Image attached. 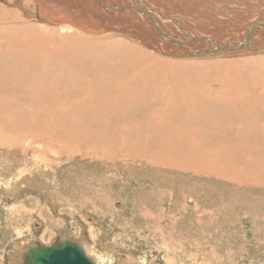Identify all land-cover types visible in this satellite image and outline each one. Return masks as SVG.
Instances as JSON below:
<instances>
[{
    "label": "rangeland",
    "instance_id": "rangeland-1",
    "mask_svg": "<svg viewBox=\"0 0 264 264\" xmlns=\"http://www.w3.org/2000/svg\"><path fill=\"white\" fill-rule=\"evenodd\" d=\"M106 47L101 46L105 54ZM122 48L110 49L104 62L97 58L94 63L87 59L83 62L85 58L75 53L78 46L67 50L65 56L59 50V54L53 55L55 58L44 52V55L40 53L44 58L29 55L24 61L28 67L21 74L15 73L18 79L14 81L11 78L15 75L7 77V56H0V264H24L23 251L64 240L79 244L94 264H101L98 257L102 255L108 260L103 264H122L123 254H130L133 264H264V92L258 87L264 79V63L260 65L255 60L264 57V53L186 66L185 75L179 77L184 79L187 88L172 85L163 77L155 78V73L154 77L140 76L146 64L123 61ZM186 58L181 59L185 61L171 59L192 62ZM231 59L246 60H233L243 62L225 72L230 83L258 87L253 92L234 90L231 94L236 95L232 100L239 95L249 100L251 95L254 99L235 105L224 100L227 96L223 95L204 100L196 96V102L201 105L191 107L186 93L191 88L190 78L203 81L214 90L221 88L218 94H222L227 79L222 74L223 68L216 67H223L220 63ZM19 65L21 62L16 61L15 66ZM94 65L102 69L114 67L111 76L119 81V91L113 86L110 92L94 89L92 93L89 90L91 94L87 93L91 85H86L94 82L97 75L94 67L91 68ZM135 75L137 78L132 80ZM111 78L103 80L111 81ZM171 79L176 84L181 82L174 74ZM65 81L69 86H63ZM220 82L222 86L217 87ZM153 86L161 89L154 90ZM170 86H175L174 90H166ZM45 88L48 89L45 91ZM58 88L63 91L61 94H56ZM73 89L79 91L73 92ZM87 94L93 99H88ZM182 94L184 97H180ZM169 95L174 96L172 101ZM162 98L170 101L164 105ZM73 99L83 100L79 104L83 107L70 109ZM218 99L223 100L218 102ZM84 102H88V107ZM84 105L87 109H83ZM168 110L173 113L169 112V121L165 118ZM172 110L176 113L179 110V115ZM70 116L78 117L74 118L77 122ZM123 124H130L128 127L133 126L136 132L142 129V135L125 137L129 132L121 129ZM119 134L121 137H116ZM129 137L132 139H126ZM28 141H32V146H28ZM144 157L155 161L140 159ZM167 159L176 163L175 166L182 161L186 172L165 167ZM174 178L178 182L173 184ZM169 191L173 199L167 202L165 196ZM146 197L152 198L153 205L172 202L179 209L173 218L161 223L162 232L154 234L152 228V232L146 233L132 226L133 214L149 200Z\"/></svg>",
    "mask_w": 264,
    "mask_h": 264
},
{
    "label": "bare ground",
    "instance_id": "bare-ground-1",
    "mask_svg": "<svg viewBox=\"0 0 264 264\" xmlns=\"http://www.w3.org/2000/svg\"><path fill=\"white\" fill-rule=\"evenodd\" d=\"M124 45H125V48L123 49L122 46H124ZM77 46H78V49H77V51H75V53L77 52L78 54H80L82 57L85 58V59L82 58L83 62H86L87 60H89L92 63H94L97 58L100 59L101 62L102 61L104 62L106 57L111 53L110 49H114L115 47H121L122 51L125 52V55H124L125 58L123 59V61L128 62L130 64H135L137 61H140V62L146 64L145 66L143 65L142 68H144V69L142 71L139 70L137 72L138 75H139V72L141 71L140 76H142V77L147 76V75H149L150 77H154L153 73H155V78L156 77L157 78L163 77L165 79H169V81L172 85L184 87V86H186L184 79L180 78L179 76L185 75L186 66H190L191 64L193 66H195V65L198 66V65L205 64V63L207 65L208 61H206V60H215V59H222V58H240V57H246L247 55H257L260 53H264V0H0V56H2L3 58L7 56V77L10 75H15V73H18V74L23 73L26 70V67H28L27 64H24V61H25V59H27V57L29 55H30V58H31V55L33 58V56L37 57L40 55V53L44 52V54L49 53L47 55H49V56L51 55L52 57H54L53 55L59 54L58 51L60 50L62 52V56H63L65 54V52H68L67 50H69L71 48H76ZM101 46H105V47L107 46L106 47V49H107L106 54L103 51V49L101 48ZM154 53H160V54L164 55L165 57L162 58L161 56L155 55ZM94 54L101 55L103 57L101 58L100 56H95ZM47 55L45 56L46 58L49 57ZM92 55H94V56L92 57ZM41 56L42 55H40V57ZM42 57L44 58V56H42ZM172 57L179 58V59H175L176 61H185V60H181V59H185L187 57L186 59H188L192 62H173V60L171 59ZM74 59H75V57H74ZM233 60H246V59H231L228 61L217 60V61H222V63H220V64L221 65L223 64V67L218 66L216 68L220 67V68H223V70H224V72H222V74L224 73V76H226L225 78L227 79L226 80L227 84H225L226 85L225 90H227V92H226L227 94L225 93V90H223V92L221 90L222 94H218V93H220L219 90L221 88H219V90H217V89L214 90V89L210 88V86L207 87L205 82L190 78L191 88L189 89V92H186V93L189 95V98L191 99V103L187 102L191 107L197 108L196 107L197 105H201L200 102H196L197 97L199 98V100H204V99H209L211 97H212V99L213 98H220L223 95L224 97L227 96L226 98H224V100L226 99L228 102H231L235 105H243L244 101H242V100H249V98L247 97L248 99L247 98L245 99L244 95L238 94L239 96L237 97V99L232 100L231 97H234L236 94H231V92H234V90H237V89H243L244 91L253 92V91L257 90L258 87H260L261 89L263 88V92H264V79L261 80V82H260L261 85H259L258 87L257 86H255V87H243V84L237 85L233 82L230 83V79L228 78L229 76L226 75L225 72L227 70H230L229 68L232 65H234L236 63L238 64V62H243V61L237 62V61H233ZM255 60L260 61L259 62L260 65H263V63H264V57H261V58L255 59ZM16 61H20L21 65L15 66ZM69 61H71V60H69ZM81 61H80V63H83ZM55 62H59V61H55ZM72 62H70V63H72ZM214 62H212V63H214ZM8 63H10V64L8 65ZM61 63H63V62H61ZM56 64H58V63H56ZM76 64L78 65V63H76ZM84 64L86 65V63H84ZM100 64H98V65H100ZM30 65H32V63ZM59 65L60 64H58V66ZM66 65L67 64L64 63L62 65V67L65 69ZM159 66L162 69H160ZM235 66H237V65H235ZM80 67H81V65H80ZM93 67L95 70V74H97L98 76L96 75V77L93 78L94 82H92V83L90 82L88 84V86L86 85V87H89L91 85L90 89L87 88L88 94H91L93 92L92 90H94V89L99 90V91L102 90V92H104L103 90L110 92L113 90L112 89L113 86H115L117 91H119V86H120L119 81H117L116 79H115L116 80L115 81L113 79V77L111 76L114 73V70H113L114 67L113 66H108L106 69H102V68H100V66H99V68H95V65L92 66L91 68H93ZM35 69H37V68H35ZM242 69H243V67H242ZM43 70L46 71L45 68ZM254 70H257V69H254ZM59 71H57V72H59ZM217 71H218V69H217ZM74 72H75V70H74ZM119 72H121V71H118V73ZM145 72H147L148 74H145ZM250 72L252 73V71H250ZM262 72H263V70H262ZM253 73H255V72H253ZM67 74H69V73H67ZM72 74L74 75V73H72ZM80 74H82V73H80ZM171 74H174L176 76V78L179 79L181 82L179 84L174 83V81L172 82ZM138 75H135L134 79H132V80H135V78H137ZM0 76H1V71H0ZM2 76H4L3 73H2ZM63 76H62V79H64ZM75 76H77V75H75ZM260 76H262V75H260ZM77 77H76L77 79H80V76H77ZM104 77H105V80H106V77H108V78L112 77V78H111V81L110 80L105 81V80H103ZM251 77H249V78H251ZM68 78H70V77H68ZM15 79H18L17 75H15L14 78H11V80H13V81ZM38 79H40V78H38ZM74 79H75V77H74ZM215 79L218 80V78H215ZM252 79H253V77H252ZM87 80H90V79L87 78ZM76 81H74V83ZM81 81H82L81 83H83L82 79H81ZM91 81H92V79H91ZM38 82H41V81L38 80ZM69 82H70V80H69ZM87 82H89V81H87ZM215 82H217V81H215ZM58 83H60V81H58ZM77 83H79V82H77ZM222 83L223 82H220L217 85V87L219 85L222 86ZM156 84H158V82ZM14 85L15 84H13V86ZM41 85H42V83H41ZM58 85L59 84H57V87H58ZM66 85L69 86L66 81L63 82V86L65 87ZM175 86H173V87L170 86V87H168L169 89L167 88L166 90H174L173 88ZM82 88H83V86H82ZM158 88H160V87L157 86V88L154 87L153 89L156 90ZM46 89H48V88H45L44 90L46 91ZM65 89H67V88H65ZM75 89H73V92ZM57 90L59 91V88L56 89L55 91H57ZM79 90H77V91H79ZM89 90H90V92L91 91L92 92L89 93ZM55 91L53 90V92H55ZM80 91H82V90H80ZM244 91H242V92H244ZM62 92L59 91V93L57 92L56 94H61ZM47 93H48V90H47ZM96 94H98V93H96ZM101 94H99V95H101ZM261 94H262V92H261ZM42 95H41V97H42ZM50 95L53 96V94H51V93H50ZM87 95H86V98H87ZM249 95L250 94H248L247 96H249ZM91 96H89L90 98L88 97V99H90V100L93 99V98H91ZM182 96L184 97V94L180 95V97H182ZM37 97H40V96H37ZM59 97H61V96H59ZM84 98H85V96H84ZM169 98L171 100L174 98V96L169 95ZM101 99H104V98H101ZM253 99L254 98L250 95V100H253ZM42 100L43 99H41V101ZM53 100H55V99H53ZM73 100H74V101H72L73 103L69 106L70 109L71 108H81L79 106H82V104L81 105H79V104L81 102H83V100H79V99H78L79 101H76L75 99H73ZM90 100H88V101H90ZM161 100H162V103L164 105H166L170 101V100H168L166 102V101H164L163 98ZM181 100H182V98H181ZM221 100H223V99H218L216 101L220 102ZM56 101L59 102L58 100H56ZM93 101L94 100H92L91 102H93ZM188 101H190V100H188ZM68 103L69 102H67V104ZM99 103H101V102H99ZM185 103H186V101H185ZM55 104H57V103H55ZM64 104H66V103H64ZM74 104H75V106H74ZM83 104L88 105V102L87 103L84 102ZM85 105H84L83 109H87V108H85L87 105L86 106ZM89 105H91V104H89ZM93 106H96V105H93ZM93 106H91V110L94 108ZM61 108H64V107H61ZM64 109H66V108H64ZM180 110H181V108H180ZM172 111L175 112L174 110H172ZM185 111H183V112H185ZM122 112H123V110L118 115V117L121 116ZM169 112L172 113L170 110H168V113L165 116L166 120L168 119V121L170 120L168 118ZM81 113H84V112H81ZM177 113L175 115H179V110ZM175 115H173V116H175ZM61 117L63 118L62 115H61ZM57 118H60V117L57 116ZM57 118H55V119H57ZM71 118H73V117H71ZM74 118H78V117H74ZM74 118H73V122H77L76 119H74ZM88 118H90V117H88ZM171 119H173V118H171ZM174 119L176 120L178 118H174ZM87 120H89V119H87ZM181 121H182V119H181ZM58 122H60V119H58ZM110 123L111 122H109V124ZM91 124L92 123H90V125ZM117 124H119V123H117ZM128 125H130V124H128ZM128 125H124V127L121 128L122 130L124 129L123 131L129 132V134L125 133L126 135H124L122 133L125 137H127L128 135H132V137H133V136H135V134L136 135H142V133H143L141 131L142 129L141 130L139 129L138 130L139 132H136V130L133 126L130 128V127H128ZM172 125H174V124H172ZM157 126H158V124H157ZM172 129H174V128H172ZM175 130H176V128H175ZM179 130H181V129H179ZM169 131H173V130L170 129ZM173 132H172V134H173ZM197 132L195 131L196 134H198ZM191 133H193V132L191 131ZM181 134H183V132ZM121 135L116 136V137L120 138ZM132 137H129L126 139H130V138L132 139ZM190 137H192V136L190 135ZM145 138H147V137H145ZM148 140H150V139H148ZM31 144H32V141H28V146ZM140 156H144V155H140ZM149 157L148 158L144 157V158H140V159H147L149 162L151 161L153 163V161H155V160L150 159ZM109 158H111V157H109ZM167 161H168V163H167L168 166H165L166 165L165 164L164 165L165 167H167L169 169H177V170L186 172L187 169L182 168V167H185L186 164H184L182 161H179V165H176L177 168H174V167H176L175 166L176 163L171 162L168 159H167ZM161 165H163V164H161ZM161 165H159V166H161ZM203 168H204V166H203ZM210 171H212V170H210ZM206 172H203V173H206ZM195 174H197V173H195ZM198 175H200V174H198ZM165 176H166V174L163 177H165ZM195 179H197V178H195ZM239 179H241V178H239ZM243 179L244 178L242 177L241 180L243 181ZM253 181H255V180H253ZM176 182H178V180H177V178H174L173 184ZM149 184H147V185H149ZM256 184H257V182H256ZM168 186H170V185H168ZM160 188H161V186H160ZM158 189L159 188H157V190ZM178 193L180 194L181 190H178ZM202 196H204V195H202ZM172 197H173L172 191H169L166 193L165 200H167V202H169L171 199H173ZM146 198H148L149 200L146 202L144 201L142 209H140V211H137L138 213H136V214L134 213L135 216L133 214V217L131 219L132 220V226L134 228H137L138 230L146 231V233L152 232V230H151L152 228L154 230V234L156 232L157 233L162 232L161 223L164 222L165 219L169 220L170 218H173V216L176 214L175 212H177L179 209L178 210L175 209V204H172V202H171L172 206H171V204H168V203L166 204L165 201H163L164 203L163 202L158 203L157 204L158 206H157L156 204L153 205L150 203V199H152L151 197H146ZM135 205L136 204H134V206ZM231 205H233V204H231ZM161 206H163L165 208H158ZM152 207H154V208L151 209ZM155 208H156V210L154 211ZM130 214H129V216H130ZM139 216H141V218ZM209 216H211V215H209ZM139 219H141V220H139ZM142 220H144L145 222H143ZM196 220H198V218ZM174 225H177L176 222H174ZM167 230H170V229H167ZM180 231H181V228H180ZM215 231L216 230H214V232ZM192 234H195V232H193ZM161 235H162V233H161ZM163 236H165V235H163ZM163 238L165 239V237H163ZM150 240H151V238H150ZM163 241H165V240H163ZM189 242H190V240H189ZM182 243H184V242H182ZM211 243L213 244L212 241H211ZM209 244H210V242H209ZM161 246H162V244H161ZM202 247H203V245H202ZM207 249H208V247H207ZM157 250H159V248ZM24 254L25 253L23 251L22 258L24 256ZM231 254H228V255L230 256ZM193 255H194V253H193ZM233 255L234 254H232V256ZM183 256H185V255H183ZM216 258H218V257H216ZM105 261L106 262L108 261L105 255L98 257V262H100L101 264L105 263ZM133 261H134V258L130 254H127V255L123 254L122 255V264H124V262H125V264H133ZM134 264H135V262H134Z\"/></svg>",
    "mask_w": 264,
    "mask_h": 264
},
{
    "label": "water",
    "instance_id": "water-1",
    "mask_svg": "<svg viewBox=\"0 0 264 264\" xmlns=\"http://www.w3.org/2000/svg\"><path fill=\"white\" fill-rule=\"evenodd\" d=\"M24 264H94L79 244L64 240L52 246L35 245L24 255Z\"/></svg>",
    "mask_w": 264,
    "mask_h": 264
}]
</instances>
